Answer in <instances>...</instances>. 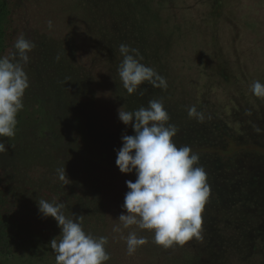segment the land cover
I'll return each instance as SVG.
<instances>
[{
    "label": "trees",
    "instance_id": "1",
    "mask_svg": "<svg viewBox=\"0 0 264 264\" xmlns=\"http://www.w3.org/2000/svg\"><path fill=\"white\" fill-rule=\"evenodd\" d=\"M59 12L63 36L30 38L36 47L26 70L33 60L42 67L56 55L70 67L80 64L72 32L82 33L92 45L86 52L91 63L105 72L108 86H101L110 90L118 109L131 111L162 99L169 123L179 129L174 143L198 153L207 172L210 196L202 212V238L185 243L189 248L177 261L153 242L152 232L138 229L148 241L144 249L166 256L169 264H264V98L249 89L253 81L264 83V0H71ZM15 15L0 0V56L13 41L7 33L18 30ZM20 29L29 33L28 27ZM122 43L138 49L141 63L166 78V90L145 82L136 93L126 92L117 71ZM73 72L47 79L38 72L28 75L16 134L0 137L7 148L0 153V208L14 206V215L32 224L43 217L37 201L50 192L56 203H64L66 217L83 215V229L95 235L106 226L108 206L91 169L87 174L76 166L90 167L92 157L116 161L122 134L134 132L121 121L112 133L95 129L83 101L94 87L93 74ZM66 88L73 90L72 98ZM191 106L211 119L189 118ZM73 130L82 132V148L66 142ZM58 168H65L64 181ZM126 177L135 182L134 172ZM17 217L7 214L3 222Z\"/></svg>",
    "mask_w": 264,
    "mask_h": 264
},
{
    "label": "clouds",
    "instance_id": "2",
    "mask_svg": "<svg viewBox=\"0 0 264 264\" xmlns=\"http://www.w3.org/2000/svg\"><path fill=\"white\" fill-rule=\"evenodd\" d=\"M52 27V21H48ZM36 47L23 34L14 44L11 56H0V137L13 138L18 124L17 115L23 110V97L30 87L25 71L30 61L29 53ZM123 59L118 66V76L126 92L136 93L147 82L154 88L166 90L167 80L155 69L141 63L139 50L127 44L119 46ZM250 92L264 98V83L259 80L249 85ZM189 118L203 123L205 116L196 106L187 109ZM118 118L131 126L134 135L122 134V146L116 151V166L123 174L135 173V182L127 180L128 191L119 215L122 231L131 226L148 230L153 242L165 249L183 246L193 238H202V212L210 196L207 172L199 164V154L188 145L177 146L173 138L179 129L169 123L170 115L162 99H152L147 106L135 110L118 109ZM7 151L0 142V153ZM59 180L66 178L65 168L56 170ZM39 213L51 217L61 229L59 239L53 238L50 247L56 264H105L111 259L106 251L107 237H94L83 229V215L66 217L63 202L37 201ZM126 251L133 255L148 241L130 231Z\"/></svg>",
    "mask_w": 264,
    "mask_h": 264
},
{
    "label": "rangeland",
    "instance_id": "3",
    "mask_svg": "<svg viewBox=\"0 0 264 264\" xmlns=\"http://www.w3.org/2000/svg\"><path fill=\"white\" fill-rule=\"evenodd\" d=\"M5 1L8 2L12 10L16 13L14 22L18 30L16 32L13 31V33L10 31V33H7L11 35H9L10 37L7 35L8 40L13 39V41H11V44H9L3 56H9L15 51V41L21 34L28 38V40H34V36L41 38L47 36L52 39L63 36V34L59 32L58 27L64 23L65 19L63 16L59 15H61V12L62 14H66L67 11H63L62 9H64V7H62L60 9L61 12H59V8L62 4L64 6L69 4L71 0H58L57 2L54 0ZM64 1L66 2L63 3ZM55 3H58V5ZM68 13L71 16L69 11ZM49 20L52 21L51 28L48 27ZM11 26L12 24H10V27ZM20 26L28 27L29 33L20 29ZM34 29L37 31H33ZM84 37L82 33L72 32L74 43H77L79 52L81 53L78 56V59L81 61L80 64H73L71 65L72 67H70V64H64V62L61 61V56L56 55L52 58L53 60L51 59L49 61L50 63L48 62V65L42 67H36L33 60L32 65L29 64L31 66H27V70L29 74L38 72L40 73L39 76L45 79L54 78L61 73L64 74V71L69 73L72 69H76L77 72H73L75 74L86 75L87 72L93 74L91 79L93 78L94 87L83 101L87 104V109L92 119L91 123L94 125V128L99 131L112 133L117 128L116 126L120 124L118 107L112 98L110 90L101 86L102 84L106 87L108 86L107 79L104 76L105 72L91 63V55H88L86 52L89 49L88 46L92 48V45H90L88 39ZM85 68H91V70H85ZM27 70L25 68L27 75H29ZM55 70H57V73L53 74ZM57 80L60 81L59 78ZM68 87L73 88L72 86ZM65 91L69 95L67 97L72 98L74 96L71 95L73 90L70 88H66ZM71 119L73 120L74 118L71 117ZM73 122H75V120H73ZM45 130L47 131V129L43 131ZM81 133L82 132L79 130L68 132L66 135V142H70V140L74 141L76 143L75 145L82 148L85 142H83V136L80 135ZM90 160V167L89 165L83 166L82 164L76 167L82 171H88L87 174L91 169L89 174L95 181H99L98 188H101L99 195L108 206L106 219L108 221L105 223L106 226H104L103 230L100 228L102 233H98L101 234L96 233L93 235L97 238L104 236L108 239L105 248L110 254L111 259L105 262V264H169L167 257H172V260L176 259L178 261L181 256H184L186 254L184 249L189 248L187 245H174L168 248L172 256L168 255L167 257H161V254L156 252L146 251L143 246H140L133 255L130 256L127 254L125 238L130 231H137L138 228L136 226H131L129 230L123 229L122 231H115L114 229L122 227L117 218L118 215L124 211L121 206L124 203V197L128 191L125 182L130 180V178H127L126 174L119 171L113 159L100 162L99 159L98 161H94L92 157ZM74 172L76 173L75 169ZM123 178L126 180L124 181ZM92 186L97 187V183L94 182ZM78 194L81 195L79 191ZM43 195L44 199L51 198L52 201L58 202L55 194L44 192ZM7 209L8 210H4L0 208V264H56L55 255L50 247V242L53 238L57 237V239H59L58 236L61 229L57 226V222L51 217H40L37 218L39 220L32 224H28L14 215L16 213L14 206H8ZM7 214L17 217L15 219L13 218V223L3 222V217Z\"/></svg>",
    "mask_w": 264,
    "mask_h": 264
}]
</instances>
